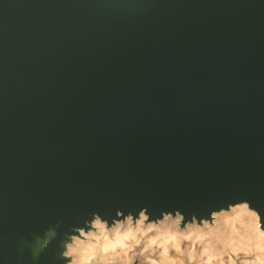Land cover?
<instances>
[{
	"label": "water",
	"instance_id": "obj_1",
	"mask_svg": "<svg viewBox=\"0 0 264 264\" xmlns=\"http://www.w3.org/2000/svg\"><path fill=\"white\" fill-rule=\"evenodd\" d=\"M241 200L264 227V0H0V264H64L93 211Z\"/></svg>",
	"mask_w": 264,
	"mask_h": 264
},
{
	"label": "clouds",
	"instance_id": "obj_2",
	"mask_svg": "<svg viewBox=\"0 0 264 264\" xmlns=\"http://www.w3.org/2000/svg\"><path fill=\"white\" fill-rule=\"evenodd\" d=\"M144 204L115 214L93 211L64 234L58 247L64 264H264V227L246 200L207 214ZM55 228L30 244L33 260L55 238ZM28 243L22 241V244Z\"/></svg>",
	"mask_w": 264,
	"mask_h": 264
}]
</instances>
